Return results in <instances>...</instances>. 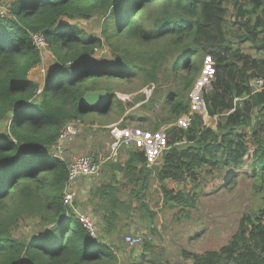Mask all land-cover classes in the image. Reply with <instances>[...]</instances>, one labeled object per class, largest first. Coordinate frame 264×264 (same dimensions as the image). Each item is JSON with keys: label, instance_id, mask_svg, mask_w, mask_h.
I'll list each match as a JSON object with an SVG mask.
<instances>
[{"label": "trees", "instance_id": "trees-1", "mask_svg": "<svg viewBox=\"0 0 264 264\" xmlns=\"http://www.w3.org/2000/svg\"><path fill=\"white\" fill-rule=\"evenodd\" d=\"M79 20L97 22L100 30L87 32ZM228 27L261 57L233 47ZM35 32L54 60L42 84L31 76L41 63L30 38ZM104 46L110 59L96 57ZM205 58L214 80L202 97L214 127L191 112L190 92ZM133 77L138 90L152 87V95L138 93L129 102L115 93ZM89 78L107 84L84 85ZM254 79L262 84L253 93ZM98 89L107 92L106 100L84 106L83 94ZM156 101L166 117L135 118L153 133L164 126L158 163L149 166L144 152L130 146L125 160L105 164L132 185L130 195L142 207L152 181L162 206L185 216L196 208L205 173L218 172L219 181L233 183L234 170L244 167L261 200L256 212L243 214L218 250L202 256L182 251L181 257L191 264H264V0H11L0 17V123L6 122L0 129V264H118L111 245L101 234L91 236L63 203L67 162L53 146L64 124L86 114H108L115 106L123 116L137 102L152 111ZM183 115L188 124L179 127ZM112 189L108 184L101 192L117 208L122 202ZM26 217L37 218L40 230L18 239L12 227ZM107 220L101 233L114 228L116 213Z\"/></svg>", "mask_w": 264, "mask_h": 264}, {"label": "rangeland", "instance_id": "rangeland-1", "mask_svg": "<svg viewBox=\"0 0 264 264\" xmlns=\"http://www.w3.org/2000/svg\"><path fill=\"white\" fill-rule=\"evenodd\" d=\"M10 1L0 0V4L7 8ZM231 12L232 8L230 7L229 13ZM77 22L87 32L96 33L100 30V24L97 22L90 20H79ZM228 29L230 33L227 32V38H229L233 47L240 48L242 52L252 57H261V54L255 52L250 42L238 40L237 36L240 33L236 28L228 27ZM39 51L41 63L38 65L37 70L39 74H42L44 68H46L45 65L54 60L48 47ZM95 54L97 58L110 59V53L106 46L100 50L97 49ZM31 76L34 77V74L31 73ZM213 80L211 61L205 58L201 72L190 92V97L191 112L201 114L205 125L209 127H214L215 122L212 117L210 118L206 114L202 96L203 92L210 91ZM138 81V78L133 77L129 85L115 86V93L127 96L130 100L129 102H132L133 97L138 93L143 92L146 97L151 96L152 88L147 89L142 87L138 90ZM92 84L106 85L107 82L106 80H96L95 78H89L84 82L86 86H91ZM251 87L253 93L259 91V79L252 80ZM146 100L143 102H146ZM141 103L137 102L131 106L127 105L123 116H119L114 106L108 114L89 113L81 119L82 121L78 120L77 133L81 130L82 134H92L94 128L96 133L100 132L102 137L104 135L107 137L108 144L103 149V155L99 158H95L92 155L94 159L101 160L105 155L110 153V144L113 141L111 130L113 128L122 129L131 137L140 138L142 141L150 143L151 148L147 150L143 143H137L134 139L129 144H121L114 158L102 162L100 171L92 176V178H88L89 181H86L85 184L86 189L84 188L80 191L76 188L72 206L79 212H86L85 207H88L89 210H95L97 213L94 221L97 228L96 234H101L102 240L111 245L119 259L118 264H191V260H185L181 257L182 251L202 256L206 252L218 250L235 233L240 217L245 213H255L261 200L253 191L252 181L246 176L248 173L245 172V168L243 167L241 170L231 169L236 174V180L233 183L219 181L217 178L218 172L212 174L205 173L203 179H200L202 194L199 196L196 208L190 209L187 216L179 212L177 208L168 209L163 207L161 196L155 190L152 181L149 184L148 190L144 193L146 208L142 207L140 202L130 195V189H133L132 185L125 183L120 173L116 171L115 173L111 172L109 165L105 164L110 161L122 162L125 160L124 157L121 158L119 156V152L123 147L128 148L127 151H129L130 146H134L144 153L146 151V153H149L148 158L146 157L149 166L158 163V157L164 148V144L156 148L153 142L154 133L152 132L151 125L146 122L141 125L135 117L137 115H145L150 119V122H153L155 117H166V112L165 109L161 108L159 101L155 102L156 104L152 111H148L140 106ZM128 115H131L133 119H124ZM188 119L187 115H183L177 119L176 125L185 127L188 124ZM113 121H116V123L106 125ZM5 123V121L0 123V129L5 126ZM85 126H88V128L84 129ZM139 126L144 128L145 131L139 130ZM163 130L164 126L157 132L163 133ZM158 145H161L159 141ZM125 151L126 149H123L121 154ZM221 174L227 176L225 170L221 171ZM108 184L113 185L111 193L122 202L118 204L117 208H111L108 201V196L110 195H103L101 192ZM112 211L116 213V221H114V228L107 232H111L110 238L107 239L99 232V228H107V217L111 215ZM39 230L40 225L37 218H19L12 227V234L18 239H29ZM124 235H142L145 238L140 244L129 246L124 240ZM145 241L150 243V247L147 249L144 247Z\"/></svg>", "mask_w": 264, "mask_h": 264}, {"label": "built area", "instance_id": "built-area-1", "mask_svg": "<svg viewBox=\"0 0 264 264\" xmlns=\"http://www.w3.org/2000/svg\"><path fill=\"white\" fill-rule=\"evenodd\" d=\"M7 14V8L0 4V17ZM32 44L39 50L48 47L46 40L40 33L30 34ZM260 86L262 80L259 79ZM152 88V87H151ZM150 88V89H151ZM260 88V87H259ZM78 120L75 122H69L64 124L58 134L56 144L53 146V153L59 159L67 162V179L65 182L63 190V203L72 208L75 217L81 223V225L89 232L91 236H96L97 228L93 219L85 212H79L73 206V199L76 193L75 183L80 178L92 177L99 172L101 163L113 159L116 155V151L121 144H129L133 139L135 142L143 143L145 148L149 150L151 148L150 143L142 141L140 138H133L124 130L113 128L111 130V135L113 136V141L110 144V153L105 155L103 159H94L91 154H81L70 157L66 154V144L70 142L74 135L77 133ZM155 145V144H154ZM156 148H159L155 145ZM149 148V149H148ZM147 152V151H146ZM144 153L148 158L149 153ZM142 235H124V240L129 246H135L140 244L144 240Z\"/></svg>", "mask_w": 264, "mask_h": 264}, {"label": "crops", "instance_id": "crops-1", "mask_svg": "<svg viewBox=\"0 0 264 264\" xmlns=\"http://www.w3.org/2000/svg\"><path fill=\"white\" fill-rule=\"evenodd\" d=\"M44 66V65H43ZM46 68H44V71L42 72V74L38 73V66L33 68L31 73L34 74V78L35 80L39 83L42 84L43 80H44V76L46 74V72H51V70L53 69V61H50L48 64L45 65ZM119 121V120H118ZM117 121V122H118ZM112 123H116V121L110 122L106 125H110ZM83 127V125H81ZM81 127V128H82ZM106 127V126H105ZM85 128H88V126H85ZM83 129V130H84ZM95 129L93 128V133L92 134H82L81 130L80 132H78L76 134V136L74 137L73 140H71L70 142H68L66 144V154L70 157H73L75 155H81L84 153H88L93 155L95 158H99L103 152V149L105 148V146L108 144L107 143V137L106 135H104V137H102L100 134V132L96 133V131H94ZM109 137V136H108ZM163 133L161 132H156L154 133V144L157 145L158 147L163 146L164 144V138H163ZM158 141L161 145H158ZM123 149H126V151L121 154V151ZM128 148L123 147L120 152H119V156L121 158L124 157V159H126V157L128 156ZM88 178H92V177H86V178H80L77 180V182L75 183V188H77V190L79 189L81 191V189H86L87 187L85 186L86 181H89ZM85 213H87L88 215H90V217L93 219V221H95V218L97 217V213L95 212V210L92 209H88V207H85ZM103 229V227H100V231ZM107 229V228H106ZM99 231V232H100ZM103 231V230H102ZM110 233L106 232H102V234L104 235V237H106L107 239L110 238Z\"/></svg>", "mask_w": 264, "mask_h": 264}, {"label": "water", "instance_id": "water-1", "mask_svg": "<svg viewBox=\"0 0 264 264\" xmlns=\"http://www.w3.org/2000/svg\"><path fill=\"white\" fill-rule=\"evenodd\" d=\"M106 97L107 92L103 89L86 91L81 98V103L88 108H92L102 104Z\"/></svg>", "mask_w": 264, "mask_h": 264}]
</instances>
